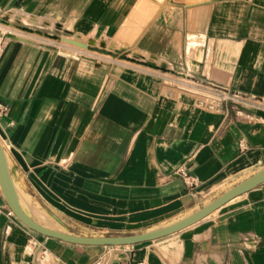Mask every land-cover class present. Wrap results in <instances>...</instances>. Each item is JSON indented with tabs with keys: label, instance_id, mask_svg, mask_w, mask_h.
<instances>
[{
	"label": "crops",
	"instance_id": "crops-1",
	"mask_svg": "<svg viewBox=\"0 0 264 264\" xmlns=\"http://www.w3.org/2000/svg\"><path fill=\"white\" fill-rule=\"evenodd\" d=\"M50 2L53 25L88 45L5 32L0 138L26 190L73 229L159 226L264 164V0H0V12L35 21ZM7 209L0 194V264H264V183L129 245L44 236Z\"/></svg>",
	"mask_w": 264,
	"mask_h": 264
},
{
	"label": "water",
	"instance_id": "water-1",
	"mask_svg": "<svg viewBox=\"0 0 264 264\" xmlns=\"http://www.w3.org/2000/svg\"><path fill=\"white\" fill-rule=\"evenodd\" d=\"M264 183V164L234 179L194 210L156 227L128 233H105L73 229L49 206L31 195L12 169L0 138V194L14 216L26 227L48 237L81 245H129L175 233L204 218L230 199ZM46 219L47 221H44Z\"/></svg>",
	"mask_w": 264,
	"mask_h": 264
},
{
	"label": "rangeland",
	"instance_id": "rangeland-1",
	"mask_svg": "<svg viewBox=\"0 0 264 264\" xmlns=\"http://www.w3.org/2000/svg\"><path fill=\"white\" fill-rule=\"evenodd\" d=\"M55 6H54V5ZM41 11H43V17L36 18L35 21H31L29 18L34 17L30 14L25 13L24 11H15V10H10V8L3 9L2 12H0V29L3 32H6L9 35L6 34L7 36H20L22 35L21 30H28L32 31L33 33H37L39 30L40 32H44L45 34H48L50 37H53L54 40H51V43L57 44V37L61 36L63 34V30L59 31V28L57 27L58 23L51 22V18L53 16H57V7L56 4L53 2H50L49 5L46 7H42ZM41 14V13H40ZM10 15V16H9ZM11 17V18H10ZM61 18H64L63 15H60ZM51 22V23H50ZM25 27H24V26ZM4 26V27H3ZM47 26L49 28H47ZM27 27L36 30H30ZM21 34V35H20ZM66 35H62V39L67 40V41H72L74 42L77 46L79 47H86L88 44L81 40L79 37H68L70 33H66ZM54 41V42H53ZM42 257L40 258L41 263Z\"/></svg>",
	"mask_w": 264,
	"mask_h": 264
},
{
	"label": "built area",
	"instance_id": "built-area-1",
	"mask_svg": "<svg viewBox=\"0 0 264 264\" xmlns=\"http://www.w3.org/2000/svg\"><path fill=\"white\" fill-rule=\"evenodd\" d=\"M4 44H5V32H3L0 29V52L2 51ZM4 109H5L4 105L0 103V113L3 112ZM176 172L180 174L183 177V179H185L186 183L190 182L189 180H187L190 178V175L185 166L179 167ZM7 213L9 215L14 216L13 212L9 208L7 209ZM137 264H146V263H144L143 261H139Z\"/></svg>",
	"mask_w": 264,
	"mask_h": 264
},
{
	"label": "bare ground",
	"instance_id": "bare-ground-1",
	"mask_svg": "<svg viewBox=\"0 0 264 264\" xmlns=\"http://www.w3.org/2000/svg\"><path fill=\"white\" fill-rule=\"evenodd\" d=\"M144 3V2H143ZM10 16V15H9ZM11 18V17H10ZM4 27V26H3ZM12 32V31H11ZM11 32H9V33H11ZM44 221H47L46 219H44Z\"/></svg>",
	"mask_w": 264,
	"mask_h": 264
}]
</instances>
